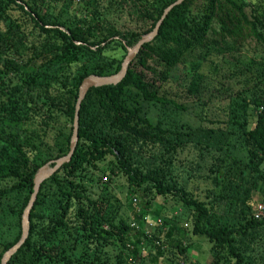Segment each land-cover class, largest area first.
I'll return each mask as SVG.
<instances>
[{
  "label": "trees",
  "instance_id": "16d2710c",
  "mask_svg": "<svg viewBox=\"0 0 264 264\" xmlns=\"http://www.w3.org/2000/svg\"><path fill=\"white\" fill-rule=\"evenodd\" d=\"M175 1L107 0L103 6L86 0L89 9L65 17L74 10L69 0H0V264L21 238L35 174L70 150L82 81L117 74L128 47ZM115 8L147 27L118 28L107 17ZM262 29L264 10L251 17L239 0H184L173 7L121 82L87 92L72 159L41 184L29 236L8 264H145L141 250L148 248L150 264L166 257L179 264L189 246L175 216L164 217L158 233L144 228L156 194L175 197L192 212L191 233L211 244V264H264V217L253 214L256 196L264 200V95L257 89L264 65L253 70L241 63L246 40L264 45ZM209 42L223 56L221 45L234 50L232 72L242 76L240 86H210L202 65L193 64L186 93L204 109L225 102L224 127L245 149L246 162L229 139L227 146L193 141L195 127H175L166 118L187 109L167 85ZM185 151L191 153L187 163L180 158ZM97 171L126 177L140 203L137 209L134 197L128 199L132 219L122 215L120 198ZM195 179L207 183L204 197L190 188ZM133 221L142 223L139 229Z\"/></svg>",
  "mask_w": 264,
  "mask_h": 264
},
{
  "label": "rangeland",
  "instance_id": "374dc122",
  "mask_svg": "<svg viewBox=\"0 0 264 264\" xmlns=\"http://www.w3.org/2000/svg\"><path fill=\"white\" fill-rule=\"evenodd\" d=\"M240 2H245V11L246 13L253 17L254 15L261 13L264 10V0H239ZM72 7L74 8L73 12L65 13V17L72 16L70 14L75 13L79 10H86L90 7L87 5L86 0H69ZM101 4L105 6L107 4V0H101ZM111 9V8H110ZM108 11L107 17L115 23L118 28L125 30L127 28L131 29H139L142 31L145 27V24L137 22L135 17L131 16L130 13L121 9H112ZM151 32V31H150ZM264 34V29L261 31ZM149 33V32H148ZM147 34V33H146ZM145 35V34H144ZM209 47L203 48L201 51L198 49L194 54L190 55L186 59V66L179 65L176 70L175 76L172 81L167 85L168 89L171 91L172 95L175 96L179 101L183 102L187 109L184 111H173L168 112L166 115L167 120L175 127L180 126V124H190L196 128L194 137H191L193 141H202L214 143L218 146H227L225 142L229 139V141L235 144L234 152L235 154L243 161H247L246 151L239 144L240 142L236 137L230 136L227 133V129L224 127V122L227 120L226 111L223 107V104H210L208 109H204L201 104L192 102L191 96L187 95V91L185 89V85L189 83L192 74L194 73L192 67L193 64H201L202 68L200 69V73L206 79L207 84H211L210 86H220V85H235L238 88L240 86L241 75L234 77L232 70L235 67L236 59L230 56L234 53L231 47H227L226 45H221V51L223 55L215 53L213 51V43L209 42ZM242 55H241V63L249 64L253 70L255 68H260L264 65V45L262 42H257L254 39H248L245 41L244 46H242ZM208 53L209 56H206ZM213 53L212 55H210ZM238 53V52H236ZM206 57V59H205ZM240 64V63H239ZM252 77V73L247 74ZM260 94L264 95V83L262 86L260 85L258 88ZM209 96V93H208ZM254 123L250 124L253 126ZM71 123L68 122L66 127L68 128ZM211 129V130H210ZM214 130V131H213ZM52 137V135H51ZM72 138V137H71ZM190 152V151H189ZM185 151L181 154L182 161L187 163V158L189 159L191 153ZM112 156H109L106 162L112 160ZM54 160L49 161L46 164L53 163ZM45 164V165H46ZM44 166V165H43ZM104 169H108L109 166L107 164H103ZM264 168V165H263ZM103 170V169H102ZM184 169H179L178 172L183 171ZM97 175L101 177L103 184H106L113 188V191L116 196L120 198L121 202V213L124 217H128L132 219V213L130 208L129 198L134 197L132 193L129 192L127 179L125 176L120 175L118 178L112 179V175L107 173V175L103 174V171H97ZM90 189L96 194L97 190L94 188L93 183H88ZM197 186V187H195ZM207 186L202 179H195L190 183V188L198 194L200 197H204L203 190ZM142 197V196H141ZM257 208L259 204H264V200L261 199L260 196H256ZM135 207L138 209L140 207L139 200L136 201ZM158 210L159 214L156 213ZM258 209L253 210V214L256 217ZM171 215L175 216L174 222L181 227L180 233L184 237V244L189 246L188 249V258H180L179 264H211L213 259V253L211 251V244L207 241L205 237L195 236L191 233V217L192 212L184 207L182 202L175 197L171 196H162L156 194L153 207L149 210L147 219L144 221V227L149 224V221L156 222L157 219H161L163 224V218ZM261 217H264V211L261 214ZM257 218V217H256ZM134 222V221H133ZM139 224H142L139 221H135ZM187 224V225H186ZM161 225H157L152 228V232L155 230L157 233L161 228ZM142 257L145 258V264H150L149 259V248L145 250H141ZM126 260V258H125ZM127 261H131V259L127 258ZM139 259L137 261H133L134 264H142L139 263ZM132 262V263H133ZM170 259L168 257L164 258L160 264H170Z\"/></svg>",
  "mask_w": 264,
  "mask_h": 264
},
{
  "label": "water",
  "instance_id": "95a60500",
  "mask_svg": "<svg viewBox=\"0 0 264 264\" xmlns=\"http://www.w3.org/2000/svg\"><path fill=\"white\" fill-rule=\"evenodd\" d=\"M183 1L184 0H176L175 2L170 4L168 7H166L161 18L159 19L156 26L154 27V29L151 32L143 35L134 47H128V53L122 62L121 70L117 74L108 75V76L91 75L82 81L79 87V95H78V99L76 103L74 123H73V134H72V138L70 142V150L66 155L54 160L52 166H50L49 164H46L42 166L41 168H39V170L35 174L33 192L31 194V197L24 210L23 217H22L21 238L18 240L16 244H14L4 253L2 257V261H1L2 264H8V261L11 259V257L21 248V246L25 243L26 239L29 236L30 214L34 206V203L37 199V195L40 190L41 184L43 183V181H45L51 175L57 172L63 166V164L69 162L72 159V156L74 154V151L76 149V146L79 140V132H78L79 130V111L81 108V103L83 99L85 98L89 89L93 87L104 86V85H114V84L121 82L127 73V69H128L130 62L139 52L140 48L145 43L151 42L156 37V35L159 32V28L162 22L164 21L165 17L167 16V14L171 11L173 7L181 4Z\"/></svg>",
  "mask_w": 264,
  "mask_h": 264
},
{
  "label": "built area",
  "instance_id": "2783aa9c",
  "mask_svg": "<svg viewBox=\"0 0 264 264\" xmlns=\"http://www.w3.org/2000/svg\"><path fill=\"white\" fill-rule=\"evenodd\" d=\"M133 200L136 202L137 201V198L134 197ZM257 213H256V217L259 218L261 216V214L263 213L264 211V204H259L258 208H257ZM162 223V220L159 218L157 219L156 222H153V221H149V224L144 227L145 230H146V233L147 234H150L151 231H152V228L155 227L156 225H161ZM133 227H135L136 229H139L140 228V225L137 223V222H132L131 224ZM187 225V224H186ZM128 247H132L130 244H128ZM183 264V263H182Z\"/></svg>",
  "mask_w": 264,
  "mask_h": 264
}]
</instances>
